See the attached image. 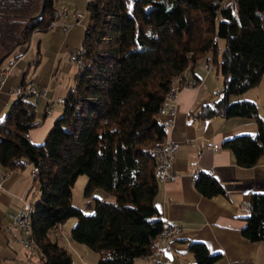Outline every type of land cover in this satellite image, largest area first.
Here are the masks:
<instances>
[{"label":"trees","instance_id":"trees-1","mask_svg":"<svg viewBox=\"0 0 264 264\" xmlns=\"http://www.w3.org/2000/svg\"><path fill=\"white\" fill-rule=\"evenodd\" d=\"M0 0V67L37 30H48L59 15L54 0ZM88 24L74 86L45 143L28 132L38 127L33 106L19 97L0 122V166L6 171L32 165L33 248L41 264H74L49 233L70 218L73 243L98 255L97 264H134L154 250L164 224L154 206L159 182L150 150L166 138L158 120L166 97L190 82L185 74L212 56L223 77L219 100L202 106L194 119L255 120V136L223 142L236 166L254 167L264 153V123L250 102L231 96L255 88L264 76V0H88ZM224 41L220 49V41ZM165 100V102H164ZM162 108V109H161ZM87 177L85 197L101 190L113 203L95 199L85 215L72 204V188ZM196 191L206 199L223 187L200 174ZM241 231L264 243V196L253 195ZM192 264H215L203 244H188Z\"/></svg>","mask_w":264,"mask_h":264},{"label":"crops","instance_id":"crops-1","mask_svg":"<svg viewBox=\"0 0 264 264\" xmlns=\"http://www.w3.org/2000/svg\"><path fill=\"white\" fill-rule=\"evenodd\" d=\"M88 0H54L59 17L51 30L35 31L28 44L18 48L1 66L11 65V71L0 91V122L18 99L13 92L19 88L45 91L44 98L28 101L34 110L38 127L28 132V140L35 146L45 143L55 122L61 117L63 100L74 86L78 65L69 58L82 48L88 14L81 25L61 31L60 12L86 13ZM187 81L196 82L176 92L171 115L163 110L158 120L166 128V140L176 144L172 158L174 179L159 183L154 206L164 228H180L177 240L161 248V260L136 259L134 264H192L188 244H203L208 252L218 256L215 264H264V243H251L241 231L248 218L249 202L253 195L264 196V153L252 168L236 166L234 156L222 148L223 142L239 136H255L257 124L249 118L213 117L194 119L193 114L219 100L223 77L212 56L201 61ZM250 102L257 107L264 123V76L259 84L244 94L231 96L229 103ZM50 111L48 115L47 112ZM199 172L216 180L224 195L213 199L202 197L195 189L191 176ZM34 169L26 163L23 169L6 171L0 166V264H36L32 248L21 246L12 238V231L2 228L10 215H15L23 202L30 204L33 194ZM69 253L80 256L81 264H97L98 255L86 247L71 243ZM65 248V247H64ZM40 259V258H39ZM42 261L40 259L41 264Z\"/></svg>","mask_w":264,"mask_h":264},{"label":"built area","instance_id":"built-area-1","mask_svg":"<svg viewBox=\"0 0 264 264\" xmlns=\"http://www.w3.org/2000/svg\"><path fill=\"white\" fill-rule=\"evenodd\" d=\"M60 18L62 19L63 23L61 25V31L67 32L68 29L79 25L80 20L83 18L82 13H70L68 10L63 9L60 12ZM50 26L55 28L57 26V22H52ZM76 56V52H74L70 58L69 61L72 63L73 58ZM12 66L6 65L4 67H0V91L2 86L4 85L6 78L8 77ZM196 82H190L187 86L184 87H193L196 86ZM182 87V88H184ZM176 90L175 95L172 97L170 104L167 106L165 114L171 115L174 110V102L176 97ZM13 95L15 97H21L24 101H30L31 99H38V98H44L45 97V91L37 88H19L13 92ZM58 104H63L62 100H58ZM47 114H50V111L47 112ZM177 149L176 144L170 143L167 149H159L157 151L158 158L160 160V173L162 175L163 183L173 180L174 179V172H173V163L172 158L174 156V153ZM36 173H34L35 176ZM196 175V172L191 176L192 177ZM30 204L28 202H23L20 210L15 215H10L8 217V221L6 224L2 225L3 229H9V231H12V238L17 243H28L26 238V223H25V210L29 208ZM58 230V229H57ZM181 233V229L174 227L172 225H169V228L163 229V231L160 233V235L157 237L159 238V250L154 253V255H149L146 258L148 259H155V260H161L163 256V252L161 248L165 246L166 244L173 242L177 240L178 236Z\"/></svg>","mask_w":264,"mask_h":264},{"label":"rangeland","instance_id":"rangeland-1","mask_svg":"<svg viewBox=\"0 0 264 264\" xmlns=\"http://www.w3.org/2000/svg\"><path fill=\"white\" fill-rule=\"evenodd\" d=\"M82 14H83V18L80 20L79 25L82 24L87 13H82ZM53 28L49 25L48 30H51ZM37 31H42V30H37ZM223 45H224V41L221 40L219 43L220 49L223 48ZM17 98H19V97H17ZM164 102H165V100H164ZM159 115H161L160 112H159ZM87 180L88 179L86 176H80L76 180V182L72 188V204L75 208L82 211L85 215H91L93 213L95 199H99L101 201L113 203L114 198L111 195L106 194L105 192H103L101 190H96V191H94V193L91 196L85 197L84 190H85V187L87 184ZM36 200H37L36 195H33L30 197V202L32 204L34 202H36ZM76 224H77L76 218H70V219L66 220L62 225L56 227L55 230L50 231V233H49L50 239L52 241H54L55 243L59 244L60 246L65 247L69 251L68 247H70L71 246L70 244L72 243L70 240V232ZM20 246H21V244H20ZM80 246H82V245H80ZM26 247H30V246H26ZM21 248H23L24 250L30 251V252L34 251V248H25L22 246H21ZM33 254L35 256V263L39 264L40 259H41L40 254H38L36 251H34ZM145 259L151 260L148 258H145ZM72 260H73L74 264H81L80 256H78L77 253L72 255Z\"/></svg>","mask_w":264,"mask_h":264},{"label":"bare ground","instance_id":"bare-ground-1","mask_svg":"<svg viewBox=\"0 0 264 264\" xmlns=\"http://www.w3.org/2000/svg\"><path fill=\"white\" fill-rule=\"evenodd\" d=\"M80 56H81V52L80 50L76 52V56L73 58L72 63L77 64L78 66L80 65ZM175 95V91H173V93H170L167 95L166 97V108L167 106L170 104L172 97ZM165 108V110H166ZM169 146V142L166 140V138L164 139V141L161 144H158L156 146H154L151 150L150 153L152 154V156H154V158L157 160V169L155 171V177L156 180L160 183L163 182L162 180V175L160 173V160L158 158V154L157 151L159 149H167ZM35 173V171H34ZM199 176V172H196V175H194L192 177V181L193 183L196 182L197 178ZM25 223H26V238L28 243H21L23 246H30L33 248L34 246V240L32 238L31 232V211H25ZM165 228H169V226L165 227ZM7 231H9V229H6ZM159 250V238H157V240L154 242V251L151 255H154V253H156Z\"/></svg>","mask_w":264,"mask_h":264},{"label":"water","instance_id":"water-1","mask_svg":"<svg viewBox=\"0 0 264 264\" xmlns=\"http://www.w3.org/2000/svg\"><path fill=\"white\" fill-rule=\"evenodd\" d=\"M45 3H46V0H43V2H42V9H41V12L39 13V16H42V14H43V10H44Z\"/></svg>","mask_w":264,"mask_h":264}]
</instances>
